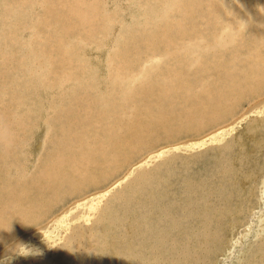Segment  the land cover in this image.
<instances>
[{"label": "rangeland", "instance_id": "1", "mask_svg": "<svg viewBox=\"0 0 264 264\" xmlns=\"http://www.w3.org/2000/svg\"><path fill=\"white\" fill-rule=\"evenodd\" d=\"M13 1L0 0V34H5V36L0 35V45H2L0 48V125L10 124L13 132L6 135L1 132L0 128V264H143V262L144 264H172V261L173 264H249L251 262L252 264H264V105L254 108L257 103H264V86H257L254 83L243 84L242 88L236 91L235 96L225 97L226 100L220 103V108L227 109L229 114L221 121L213 122L199 131L197 130L201 128L200 125H195L192 120L195 110L189 111L185 107L184 113L192 114L186 115L184 119L186 126H183L180 135L168 133V129L174 123L171 120L182 115L178 112L177 103L173 104L168 99H165V102L164 99L158 98L163 86L167 83L162 73L172 69L173 66L174 70L178 63L177 60H184L173 53L179 51V46L192 44L189 39L190 42L188 40L186 42L190 31L195 34L190 32L194 39L200 38L202 43L208 44L209 49L212 44L222 48L220 55L223 56V63L226 62L225 65L228 68L236 70L241 68L242 71H246V66H248L246 62L253 60L254 70L262 67L256 75L262 78V83H264V53L262 54L264 39L261 38L264 37L262 31L264 30V0H200L203 3L199 0H145L147 3H144V0H80L79 4L83 14L79 11L80 13L74 16L62 7L61 0L36 2L31 0L36 5H33L30 0V5L29 3L25 5V0H18L19 2L15 0V3ZM71 1L74 0H66L67 3ZM7 3L9 6L12 4L10 8ZM17 4L27 6V8H20ZM177 4H181L185 15L183 17L170 15L169 18L170 12L171 14L176 12ZM146 7L152 11L148 12ZM218 8H222V12ZM225 8L228 10L226 11ZM16 10L18 13L15 12ZM89 12H93L94 16H91L93 21L91 25L90 23L86 25L87 28L72 22L75 21V17L91 18L87 16ZM203 12L204 21L200 20ZM6 13L9 16L11 14L9 20ZM60 13L63 15H59ZM153 13L157 15L154 18ZM1 17L5 18L3 19L5 21H2ZM155 18L158 21L154 22ZM188 20L189 28L184 26ZM168 22L169 24L166 25ZM198 24H204V28ZM3 28L6 29L3 30ZM208 28L212 29L208 31ZM202 29L207 30V33L202 32ZM213 29H216L218 33ZM43 30L45 33L42 32ZM210 33L213 38L210 37ZM214 33L218 34L217 41L214 40L216 39ZM222 33L227 37L221 36ZM228 36L235 37L228 39ZM211 38L212 42H210ZM13 41L29 44L30 50L27 55L25 52L22 53ZM41 43L43 45L40 47ZM156 47H160L161 50ZM217 47L216 49L219 50ZM168 51L173 56H164L169 53ZM194 51L196 56L200 57L195 63L199 65L192 69L194 71L196 68L195 72H198V67H204V65L208 67L214 59L212 52L211 56L207 57L208 55L200 47L195 48ZM5 53L8 55L6 56ZM168 58L171 60L167 61ZM4 61L7 63L5 64ZM4 69H7L6 74ZM135 69L138 70L135 72ZM182 71L180 73L183 75L188 74L187 70ZM120 72H122L121 75ZM194 75L195 73L192 72L190 79ZM238 75L237 73L236 81L239 80ZM129 78L131 81L128 80ZM65 85L70 89L67 90ZM231 85L232 83L229 86ZM206 87L199 90V94L204 96L208 104L207 97L212 95L207 93L209 89ZM141 88L143 91L137 90ZM252 89L254 90L251 91ZM235 97L238 99H234ZM64 104L69 107L65 106V108ZM134 107L137 109L139 107V109L136 110ZM63 112L69 115V118ZM130 114L133 116L130 117ZM129 118H132L131 121ZM137 127L141 128V130L139 128L141 134L146 135L147 142H144L142 140L144 138L139 135L140 140L132 139L126 147H123L122 141L115 134L130 135L138 132ZM144 130L147 132L145 133ZM1 135L5 137V140ZM142 144L145 145L138 151L136 147ZM56 156L59 160H56ZM52 157L53 160H51ZM43 162H48V165ZM30 164L34 166L31 167ZM148 175L150 178L147 179ZM149 191H151L150 195L147 193ZM165 208H172L175 213L173 214V211L169 209L166 211ZM176 208L180 209L176 210ZM23 212L27 214L23 216ZM170 216L172 217L169 218ZM183 220L184 222H181ZM36 221L39 223L37 224ZM188 223L190 227H187ZM137 224L139 226H136ZM78 225L83 227L80 228ZM132 232L135 234L133 235ZM146 237L147 240H145ZM154 239L159 242L157 245ZM89 241L92 246L88 244ZM114 250L116 252H113ZM249 250H253L251 251L252 256ZM21 253L29 255L25 258V255Z\"/></svg>", "mask_w": 264, "mask_h": 264}, {"label": "bare ground", "instance_id": "2", "mask_svg": "<svg viewBox=\"0 0 264 264\" xmlns=\"http://www.w3.org/2000/svg\"><path fill=\"white\" fill-rule=\"evenodd\" d=\"M12 1V0H11ZM18 1V0H17ZM20 1V0H19ZM18 1V2H19ZM26 2H24V4L25 5H27L28 3H29V5H30V2H29V0L27 1V0H25ZM31 1V0H30ZM32 1H34V2H36V1H41V0H32ZM31 1V2H32ZM49 1V0H48ZM47 1V2H48ZM62 1V4H63V8L64 9H66L72 16H74L75 14H78V13H80L79 11H81L82 12V14H83V10L81 9V7H80V4H79V2H80V0L78 1V0H74V1H71V2H69V3H67L66 2V0H61ZM131 1V0H130ZM145 1V0H144ZM143 1V2H144ZM152 1V0H151ZM175 1V0H174ZM185 1V0H184ZM200 1V0H199ZM221 1V0H220ZM223 1V0H222ZM7 2V1H6ZM14 3L16 2L15 0L13 1ZM22 2V1H21ZM42 2H44V1H42ZM51 2V1H50ZM57 2V1H56ZM196 2V1H195ZM201 2V1H200ZM205 2V1H204ZM209 2V1H208ZM241 2V1H240ZM2 4H3V2H1ZM12 3V2H11ZM46 3V2H45ZM53 3V2H52ZM87 3V2H86ZM144 3H147L146 1L144 2ZM166 3V2H165ZM201 3H203V2H201ZM217 3V2H216ZM8 4V3H7ZM23 4V5H24ZM32 4H33V2H32ZM40 4V3H39ZM51 4V3H50ZM54 4V3H53ZM58 4V3H57ZM61 4V3H60ZM149 4V3H148ZM164 4V3H163ZM168 4H169V8H170V3L168 2ZM186 4V3H185ZM236 4V3H235ZM4 5V4H3ZM12 5V4H11ZM10 5V6H11ZM14 5V4H13ZM17 5H19V4H17ZM33 5H36V4H33ZM52 5V4H51ZM150 5V4H149ZM187 5V4H186ZM201 5H203V4H201ZM218 5H220V4H218ZM217 5V6H218ZM225 5V4H224ZM223 5V6H224ZM4 6H6V5H4ZM10 6H9V4H8V7L10 8ZM20 6V8L21 7H23V8H27V6H22L21 4L19 5ZM46 6H48V5H46ZM144 6V5H143ZM147 6V5H146ZM166 6V5H165ZM174 6V5H173ZM204 6H205V3H204ZM208 6V5H207ZM206 6V7H207ZM241 6V5H240ZM258 6V5H257ZM51 7V6H50ZM56 7V6H55ZM58 7V6H57ZM61 7V6H60ZM84 7V6H83ZM129 7V6H128ZM151 7H152V5H151ZM168 7V6H167ZM175 7V6H174ZM197 7H198V5H197ZM200 7V6H199ZM213 7H215L214 5H213ZM221 7V6H220ZM3 8V7H2ZM1 8V9H2ZM6 8V7H5ZM12 8H14V7H12ZM19 8V9H20ZM30 8H32L33 9V7H30ZM38 8V7H37ZM41 8H42V6H41ZM63 8H62V11H63ZM90 8V7H89ZM94 8H96V7H94ZM147 8V7H146ZM183 8H185V7H183ZM194 8H195V6H194ZM193 8V9H194ZM16 9V8H15ZM29 9V8H28ZM34 9H35V7H34ZM50 9V8H49ZM144 9V8H143ZM148 9V8H147ZM151 9V8H150ZM154 9V8H153ZM196 9V8H195ZM194 9V10H195ZM208 9V8H207ZM211 9V8H210ZM219 9V8H218ZM222 9V8H221ZM221 9H219L220 11H221ZM228 10V8H225V10ZM230 9H232V8H230ZM4 10V9H3ZM25 10H27V9H25ZM38 10H39V8H38ZM161 10V9H160ZM165 10V9H164ZM163 10V11H164ZM175 10H176V12L175 13H172L171 14V12H170V14L168 15V17L170 18V15H179V16H181V17H183L185 14H184V10L182 9V7H181V4H177V6H176V8H175ZM186 10V9H185ZM193 10V11H194ZM199 10V9H198ZM204 10H206V9H204ZM215 10V9H214ZM226 10V11H227ZM7 11V10H6ZM10 11V10H9ZM8 11V12H9ZM12 11V10H11ZM13 11H14V9H13ZM28 11V10H27ZM40 11V10H39ZM45 11V10H44ZM47 11H50V10H47ZM75 11H78V12H75ZM143 11V10H142ZM145 11H146V9H145ZM150 11H152V9L150 10ZM149 11V9H148V12H150ZM157 11V10H156ZM163 11H161V12H163ZM167 11V10H166ZM187 11V10H186ZM191 11V10H190ZM209 11V10H208ZM212 11V10H211ZM256 11V10H255ZM259 11V10H258ZM2 12V11H1ZM5 12V11H4ZM15 12H17V10L15 11ZM26 12V11H25ZM34 12V11H33ZM43 12V11H42ZM154 12V11H153ZM188 12V11H187ZM200 12V11H199ZM206 12H207V10H206ZM217 12V11H216ZM222 12V11H221ZM225 12V11H224ZM229 12V11H228ZM257 12V11H256ZM13 13V12H12ZM18 13V12H17ZM19 13L21 14V12L19 11ZM40 13V12H39ZM56 13V12H55ZM64 13V12H63ZM63 13H60L59 15H63ZM192 13V12H191ZM194 13V12H193ZM56 14H58V13H56ZM68 14V13H67ZM137 14H138V12H137ZM144 14V13H143ZM148 14V13H147ZM151 14V13H150ZM188 15L190 14V13H187ZM207 14V13H206ZM224 14V13H223ZM223 14H221V15H223ZM233 14V13H232ZM263 14V13H262ZM6 15H7V13H6ZM12 15H14V14H12ZM22 15V14H21ZM29 15V14H28ZM31 15V14H30ZM46 15V14H45ZM61 15V16H62ZM156 15V13L154 14L153 13V18L154 17H156L155 16ZM191 15V14H190ZM193 15V14H192ZM208 15V14H207ZM234 15V14H233ZM244 15V14H243ZM251 15H253V14H251ZM8 16V20H9V17L11 16V14H10V16L9 15H7ZM24 16V15H23ZM36 16V15H35ZM49 15H47V17H48ZM78 16V15H77ZM87 16H89V17H91V16H94V13L93 12H89L88 13V15ZM137 16V15H136ZM147 16V15H146ZM206 16V15H205ZM263 16H264V14H263ZM31 17V16H30ZM37 17V16H36ZM44 17V16H43ZM51 17V16H50ZM49 17V18H50ZM139 17V16H138ZM152 17H150V18H152ZM188 18H189V16H187ZM196 17V16H195ZM198 17V16H197ZM212 17H214V16H212ZM227 17V16H226ZM7 18V17H6ZM25 18V17H24ZM38 18V17H37ZM41 18V17H40ZM59 18V17H58ZM68 18V17H67ZM159 18V17H158ZM187 18V19H188ZM199 18V17H198ZM204 12H203V15H202V18H201V16H200V20H203L204 21ZM228 18V17H227ZM232 18V17H231ZM234 18V17H233ZM232 18V19H233ZM239 18V17H238ZM259 18V17H258ZM1 19H2V17H1ZM3 19H5V18H3ZM2 19V21H5V20H3ZM27 19V18H26ZM42 19V18H41ZM45 19V18H44ZM53 19V18H52ZM62 19V18H61ZM68 19H70V18H68ZM172 19H176V18H172ZM181 19V18H180ZM192 19V18H191ZM226 19V18H225ZM22 20H24L23 18H22ZM28 20V19H27ZM48 20H50V19H48ZM60 20V19H59ZM73 20V19H72ZM74 20L75 21H72V22H74V24L76 25H80V26H82V27H84V28H87L86 27V25L87 24H89L90 23V25H91V22L93 21V17H91V18H88V19H81V18H79V17H75L74 18ZM157 19L155 18V20H153L154 22L156 21ZM163 20V19H162ZM197 20V19H196ZM199 20V19H198ZM228 20V19H227ZM16 21V20H15ZM47 21V20H46ZM51 21V20H50ZM65 21V20H64ZM63 21V22H64ZM111 21V20H110ZM158 21V20H157ZM172 21V20H171ZM183 21V20H182ZM211 21V20H210ZM239 21V20H238ZM245 21V20H244ZM17 22V21H16ZM66 22V21H65ZM167 22V21H166ZM207 22V21H206ZM205 22V23H206ZM216 22H218V21H216ZM224 22V21H223ZM222 22V23H223ZM225 22H226V20H225ZM224 22V23H225ZM230 22V21H229ZM232 22V21H231ZM246 22H247V20H246ZM3 23V22H2ZM11 23V22H10ZM23 23V22H22ZM45 23V22H44ZM50 23V22H49ZM51 23H53V21L51 22ZM56 23V22H55ZM146 23H148V22H146ZM176 23V22H175ZM192 23V22H191ZM195 23V22H194ZM214 23H215V21L213 22V25H214ZM241 23H242V21H241ZM43 24V23H42ZM70 24V23H69ZM68 24V25H69ZM73 24V23H72ZM73 24V25H74ZM167 24H169V22L168 23H166V25ZM172 24V23H171ZM212 24V23H211ZM227 24H228V21H227ZM230 24V23H229ZM244 24V23H243ZM247 24V23H246ZM258 24V23H257ZM1 25V24H0ZM4 25V24H3ZM6 25V24H5ZM30 25V24H29ZM40 25V24H39ZM202 25V27L204 28V24H198V26H201ZM212 25V26H213ZM239 25V24H238ZM250 25V24H249ZM248 25V26H249ZM27 26V25H26ZM56 26V25H55ZM162 26V25H161ZM171 26V25H170ZM184 26H186V27H190V22H189V20L187 21V22H185L184 23ZM205 26H206V24H205ZM216 26V25H215ZM218 26V25H217ZM242 26V25H241ZM244 26H245V24H244ZM21 27V26H20ZM62 27V26H61ZM70 27V26H69ZM71 27H73V26H71ZM160 27V26H159ZM167 27V26H166ZM179 27V26H178ZM194 27V26H193ZM207 27V26H206ZM233 27V26H232ZM2 28V27H1ZM17 28V27H16ZM155 28V27H154ZM195 28V27H194ZM214 28V27H213ZM227 28V27H226ZM6 29V28H5ZM4 28H3V30H5ZM19 29V28H18ZM27 29V28H26ZM26 29H24V30H26ZM43 29H45V28H43ZM49 29V28H48ZM69 29V28H68ZM212 29V28H211ZM211 29H209L208 28V31L209 30H211ZM257 29V28H256ZM260 29V28H259ZM9 30V29H8ZM21 30V29H20ZM29 30V29H28ZM38 30H39V28H38ZM50 30V29H49ZM179 30V29H178ZM191 30V29H190ZM215 32H217L216 31V29H213ZM223 30V29H222ZM258 30V29H257ZM262 30V29H261ZM19 31V30H18ZM68 31V30H67ZM165 31H166V29H165ZM180 31V30H179ZM187 31V30H186ZM199 31V30H198ZM206 32L207 33V30L205 31V30H203L202 29V32ZM227 31V30H226ZM225 31V32H226ZM232 31V30H231ZM230 31V32H231ZM252 31V30H251ZM263 32H264V30H262ZM15 32H17V31H15ZM15 32H14V34H15ZM42 32H44L45 33V30H43ZM41 32V33H42ZM47 32V31H46ZM56 32V31H55ZM63 32V31H62ZM191 32V31H190ZM190 32H189V34L187 35V39H186V42H187V40L189 39L190 41H191V45L190 46H188V44H187V46H179L178 48H179V51L181 52H179V51H176V52H174L173 54H175V56L177 55V56H180V57H182L184 60H177L178 61V63L176 64V68L173 70V68H174V66H173V68L172 69H170V70H167L166 72H163L162 74H163V78L164 77H166V80H165V82H167L166 84H165V82H163L162 80H161V82L162 83H164L165 85L163 86V89L161 90L162 91V93L159 95V99H168L170 102H173V104H174V102H176L177 103V105H178V112H179V114H182V115H180L179 117H177V118H174L173 120H171L172 122H174L173 123V125L168 129V133H174V134H176V135H180L181 134V132H182V130H183V126H186V124H185V118L187 117V116H189V114L191 115L192 113H188V114H185L184 113V108L186 107L189 111H191V110H195V112H193V114H192V120L195 122V125H200L199 127H201V128H199L197 131H199V130H201L203 127H205V126H207V125H210V124H212L213 122H217V121H221V119H223L224 117H226L228 114H229V112H228V110L227 109H223L222 107L220 108V103H222L223 101H224V99H225V97H230V96H235V94H236V91H238L239 89H241L242 87V85L243 84H245L246 85V83H254L255 85H257V86H264V83H262V78H260L259 76H257L256 74L258 73L259 74V70H261L262 69V67H261V69H253L252 68V64H253V60H251L250 62H246V64L248 65V66H246V68H247V70L246 71H242L241 70V68H240V70H236V69H231V68H228V67H226V62L225 63H223V56L222 55H220L221 54V52H222V48H218L217 46L218 45H214V44H212L213 45V47H212V45L210 46V49H209V46H208V44L206 45V44H204V43H202V41L201 40H199V39H194L193 37H192V35L190 34ZM193 32V31H192ZM191 32V33H192ZM197 32V31H196ZM225 32H223V33H225ZM228 32V31H227ZM233 32V31H232ZM249 32V31H248ZM262 32V33H263ZM1 33V32H0ZM12 33H13V31H12ZM20 33H22V32H20ZM26 33V32H25ZM28 33V32H27ZM166 33L168 34V32L166 31ZM177 33V32H176ZM178 33H180V32H178ZM186 33V32H185ZM218 33V32H217ZM217 33H214V38H216V39H214V40H216L217 41V38H218V34ZM222 33V34H223ZM257 33V32H256ZM181 34H182V32H181ZM193 35H195L194 33H192ZM203 34V33H202ZM221 34V36H226V35H222ZM226 34V33H225ZM227 34H229V33H227ZM1 35V34H0ZM3 35V34H2ZM1 35V36H2ZM22 35V34H21ZM39 35H41V34H39ZM45 35V34H44ZM48 35V34H47ZM156 35V34H155ZM177 35V34H176ZM183 35V34H182ZM185 35V34H184ZM210 37H212V34L210 33ZM230 35V34H229ZM239 35V34H238ZM3 36H5V34L3 35ZM25 36H27V34L25 35ZM41 36H43V35H41ZM49 36V35H48ZM204 36V35H203ZM232 36H233V33H232ZM237 36V35H236ZM40 37V36H39ZM196 37V36H195ZM205 37H206V34H205ZM210 37H207V38H209L210 39ZM220 37V36H219ZM227 37V36H226ZM229 37L230 36H228V39H229ZM235 37V36H234ZM234 37H230L231 39H234ZM238 37V36H237ZM10 38V37H9ZM170 38V37H169ZM213 38V37H212ZM212 38H211V41L210 42H212ZM258 38V37H257ZM261 38H263L264 39V37H261ZM2 39V38H1ZM53 39V38H52ZM59 39H61V38H59ZM171 39H172V37H171ZM183 39V38H182ZM185 39V38H184ZM221 39V38H220ZM219 39V40H220ZM224 39H226V38H224ZM230 39V40H231ZM6 40V39H5ZM4 40V41H5ZM45 40H46V38H45ZM48 40V39H47ZM54 40V39H53ZM161 40V39H160ZM163 40V39H162ZM178 40V39H177ZM188 40V41H189ZM261 40V39H260ZM9 41H10V39H9ZM8 41V42H9ZM65 41V40H64ZM184 41V40H183ZM189 41V42H190ZM229 41V40H228ZM11 42V41H10ZM13 42H15V41H13ZM39 42H41V40H39ZM51 42V41H50ZM55 42H57V41H55ZM173 42H174V40H173ZM169 42V43H171V44H174V43H176V42ZM207 42V41H206ZM227 42V41H226ZM260 43H261V41H259ZM18 46L17 47H19V49H20V51L22 52V53H26L25 55H27V53H28V51L30 50V45L29 44H24L22 41H18V42H15ZM37 43V42H36ZM52 44H53V42H51ZM163 43V42H162ZM168 43V42H167ZM219 43V42H218ZM257 43V42H256ZM263 43V42H262ZM1 44H3V43H1ZM6 44L8 45V43L6 42ZM47 44H48V42H47ZM47 44H45V45H47ZM55 44V43H54ZM164 44H166V42L164 43ZM190 44V43H189ZM209 44H211V43H209ZM254 44H255V42H254ZM35 45V44H34ZM41 45H43L42 43L40 44V47H41ZM61 45V44H60ZM130 45H131V47H132V43L130 42ZM220 45V44H219ZM226 45V44H225ZM229 45V44H228ZM244 45V44H243ZM36 46V45H35ZM35 46H34V48H35ZM153 46V45H152ZM155 46V45H154ZM159 46V45H158ZM164 46V45H163ZM169 46V45H168ZM237 46V45H236ZM251 46H253V44H251ZM2 47V45H0V48ZM6 47V46H5ZM32 47V46H31ZM52 47V46H51ZM54 47V46H53ZM167 47V46H166ZM175 47V46H174ZM174 47H172V48H174ZM198 47H200L201 49H202V51H204V53L206 54V55H208L207 57H209V55L211 54V52H212V58L214 57V59H213V61H211L212 60V58H210L211 60V64L209 63V66L208 67H206L205 65H204V67H198L199 68V70H198V72H195V70H196V68L194 69V71L192 70L194 67H196V66H198L199 65V63H197V64H195L196 63V61H197V59H200V57L198 58L197 56H196V53H195V51H194V49L195 48H198ZM216 47L219 49V50H217L216 49ZM262 47H264V46H262ZM60 48V47H59ZM154 48V47H153ZM156 48H160V47H156ZM231 48V47H230ZM18 49V48H17ZM33 49V48H32ZM44 49V48H43ZM56 49H57V47H56ZM166 49V48H165ZM239 49V48H238ZM254 49V48H253ZM257 49V48H256ZM12 50V49H11ZM42 50V49H41ZM60 50V49H59ZM130 49L128 48V51H129ZM137 50V49H136ZM159 50H161V48L159 49ZM169 50V49H168ZM176 50V49H175ZM209 50V51H208ZM250 50V49H249ZM258 50V49H257ZM13 51V50H12ZM38 51V50H37ZM40 51V50H39ZM55 51V50H54ZM62 51V50H61ZM163 51V50H162ZM172 51V50H171ZM247 51V50H246ZM255 51V50H254ZM253 51V52H254ZM3 52V51H2ZM7 52V51H6ZM56 52V51H55ZM60 52V51H59ZM169 52V51H168ZM251 52H252V48H251ZM259 52H260V50H259ZM4 53V52H3ZM56 53H58V52H56ZM202 53V52H201ZM264 52H262V54H263ZM11 54H13V52L11 53ZM42 54V53H41ZM59 54V53H58ZM62 54H63V52H62ZM67 54V53H66ZM159 54V53H158ZM173 54L171 53V52H169V53H167V54H165L164 56H167V57H171V56H173ZM253 54V53H252ZM5 55H6V53H5ZM8 55V54H7ZM6 55V56H7ZM57 55V54H56ZM210 55V56H211ZM264 55V54H263ZM21 56V55H20ZM47 56V55H46ZM62 56V55H61ZM203 56V55H202ZM227 56V55H226ZM22 57H23V55H22ZM25 57V56H24ZM45 57V56H44ZM56 57V56H55ZM159 57V56H158ZM206 57V56H205ZM0 58H1V56H0ZM7 58V57H6ZM16 58V57H15ZM50 58V57H49ZM66 58V57H65ZM130 58V57H129ZM153 58H155V56L153 57ZM160 58V57H159ZM173 58V57H172ZM256 58H258L257 56H256ZM255 58V59H256ZM32 59V58H31ZM36 59V58H35ZM42 59V58H41ZM56 59H57V57H56ZM170 58H168L167 59V61L169 60ZM205 59V58H204ZM209 59V58H208ZM207 59V60H208ZM225 59V58H224ZM1 60V59H0ZM15 60V59H14ZM22 60V59H21ZM51 60V59H50ZM58 60H60V59H58ZM171 60V59H170ZM258 60V59H257ZM16 61V60H15ZM38 61V60H37ZM56 61V60H55ZM66 61V60H65ZM133 61V60H132ZM175 61H176V58H175ZM174 61V62H175ZM245 61V60H244ZM264 61V60H263ZM2 62V61H1ZM5 62V61H4ZM21 62V61H20ZM67 62V61H66ZM142 62V61H141ZM152 62H153V60H152ZM155 62V61H154ZM199 62V61H198ZM200 62H201V60H200ZM7 62H5V64H6ZM27 63V62H26ZM25 63V64H26ZM40 63V62H39ZM71 63V62H70ZM123 63V62H122ZM144 63H146V62H144ZM148 63V62H147ZM150 63V62H149ZM156 63V62H155ZM155 63H153V64H155ZM3 64V63H2ZM18 64V63H17ZM24 64V65H25ZM52 64H53V62H52ZM57 64V63H56ZM59 64H61V63H59ZM139 64H141V63H139ZM158 64V63H157ZM161 63H159V65H160ZM200 64H202V63H200ZM245 64V63H244ZM244 64H243V66H244ZM256 64V63H255ZM254 64V65H255ZM22 65V64H21ZM23 65V66H24ZM27 65V64H26ZM2 66V65H1ZM8 66H9V64H8ZM17 66V65H16ZM121 66V65H120ZM129 66H130V64H129ZM144 66V65H143ZM256 66V65H255ZM43 67V66H42ZM52 67H53V65H52ZM66 67V66H65ZM118 67V66H117ZM134 67H136V66H134ZM142 66H140V68H141ZM167 67V66H166ZM169 67V66H168ZM3 68V67H2ZM1 68V69H2ZM6 68V67H5ZM7 68H9V67H7ZM23 68V67H22ZM21 68V69H22ZM58 68V67H57ZM124 66H123V71H124ZM137 68V67H136ZM243 68V67H242ZM54 69V68H53ZM56 69V68H55ZM117 69H119V67L117 68ZM130 69H133V68H130ZM129 69V70H130ZM139 69V68H138ZM138 69H135V72H136V70H138ZM245 69V68H244ZM5 70H7V69H4V72H5V74H6V71ZM12 70V69H11ZM56 70H58V69H56ZM66 70V69H65ZM121 70V69H120ZM134 70V69H133ZM154 70V69H153ZM181 70H183L182 72H184V70H187L188 72V74L187 75H183L182 73H180V71ZM64 71V70H63ZM140 71V70H139ZM210 71H211V73H210ZM242 71V72H245V73H240V72ZM1 72V71H0ZM13 72V71H12ZM48 72V71H47ZM60 72V71H59ZM58 72V73H59ZM65 72V71H64ZM67 72V71H66ZM70 72V71H69ZM141 72H143V71H141ZM192 72H194L195 73V75H194V77H192L191 79H190V74H192ZM261 72V71H260ZM263 72V71H262ZM261 72V73H262ZM25 73V72H24ZM72 73V72H71ZM74 73V72H73ZM117 73V72H116ZM121 73L122 72H120L119 74L121 75ZM156 73H158V72H156ZM197 73V74H196ZM237 73L239 74L238 76H239V80H237L236 81V78H237ZM5 74H3V76L5 75ZM26 74V73H25ZM32 74V73H31ZM43 74V73H42ZM55 74V73H54ZM65 74V73H64ZM137 74H138V71H137ZM140 74V73H139ZM2 75V74H1ZM8 75V74H7ZM6 75V76H7ZM143 75V74H142ZM147 75V74H146ZM57 76V75H56ZM65 76V75H64ZM72 76V75H71ZM112 76V75H111ZM190 76V77H189ZM67 77V76H66ZM76 77H77V75H76ZM106 77V76H105ZM104 77V78H105ZM113 77H115L114 76V74H113ZM119 77H121V76H119ZM141 77V76H140ZM158 77V76H157ZM261 77H263V76H261ZM1 78V77H0ZM4 78H5V76H4ZM7 78V77H6ZM9 78V77H8ZM70 78V77H69ZM71 78H73V77H71ZM139 78V77H138ZM162 78V79H163ZM53 79V78H52ZM108 79H110V77H108ZM134 79H136V78H134ZM5 80V79H4ZM110 80H112V79H110ZM123 80V79H122ZM121 80V81H122ZM128 80H130L131 81V78H129ZM138 80V79H137ZM252 80V82H250ZM5 81H7V80H5ZM64 81H66V80H64ZM2 82H4V81H2ZM1 82V83H2ZM23 82V81H22ZM51 82V81H50ZM59 82V81H58ZM133 82H136V80L134 81L133 80ZM160 82V83H161ZM228 82H230V83H232V85L231 86H229L230 85V83H228ZM138 83V82H137ZM146 84H148L147 82H145ZM145 83H143V85L145 84ZM106 84V83H105ZM104 84V85H105ZM109 83H107V85H108ZM116 84V83H115ZM4 85H6V84H4ZM112 85H113V83H112ZM133 85V84H132ZM155 85H157V84H155ZM158 85H160V84H158ZM41 86V85H40ZM66 86V85H65ZM74 86V85H73ZM77 86V85H76ZM131 86V85H130ZM153 86V85H152ZM207 86V87H206ZM251 85H249V87H250ZM257 86H254L253 85V87H257ZM112 87V86H111ZM110 87V88H111ZM126 87V86H125ZM129 87V86H128ZM141 87V86H140ZM147 87V86H146ZM155 87V86H154ZM160 87V86H159ZM159 87L157 88L158 89V92H159ZM204 87H206L207 89H209V92H207V93H210V95H212V96H208L207 98H208V100H209V103L208 104H206L207 102L205 101V98H204V96L203 95H201V94H199V90H201L202 88H204ZM241 87V88H240ZM244 87H247V86H244ZM2 88V87H1ZM66 88H67V86H66ZM69 89H70V87H68ZM68 88H67V90H68ZM79 88V87H78ZM139 88V87H138ZM264 88V87H263ZM262 88V89H263ZM13 90V89H12ZM29 90V89H28ZM57 90V89H56ZM137 90H142V88L141 89H137ZM147 90H148V87H147ZM246 90V89H245ZM254 89H252L251 91H253ZM264 90V89H263ZM3 91V90H2ZM42 91V90H41ZM55 91V90H54ZM70 91V90H69ZM107 91V90H106ZM125 91V90H124ZM143 91V90H142ZM144 91H145V89H144ZM150 91H152V90H150ZM157 91V90H156ZM160 91V92H161ZM173 91H175L174 93H173ZM134 92V91H133ZM158 92H156V94L158 93ZM244 92V91H243ZM259 92V91H258ZM257 92V93H258ZM261 92V91H260ZM45 93V92H44ZM56 93H58V92H56ZM55 93V94H56ZM63 93V92H62ZM122 93V92H121ZM124 93H127V92H124ZM136 93V92H135ZM139 93H141V91L139 92ZM153 92H151V94H152ZM201 93V92H200ZM246 93V92H245ZM256 93V94H257ZM147 94V93H146ZM4 95V94H3ZM59 95V94H58ZM107 95V94H106ZM113 95V94H112ZM253 95V94H252ZM252 95H249V96H252ZM1 96V95H0ZM62 96V95H61ZM131 96V95H130ZM147 95H145V97H146ZM151 96V95H150ZM154 96V95H153ZM57 97V96H56ZM114 97V96H113ZM112 97V98H113ZM129 97V96H128ZM144 97V98H145ZM155 97V96H154ZM154 97H152V98H154ZM238 98H239V96H237ZM111 98V97H110ZM116 98V97H115ZM130 98V97H129ZM132 98V97H131ZM143 98V97H142ZM147 98V97H146ZM238 98H234V99H238ZM1 99V98H0ZM62 99V98H61ZM64 99V98H63ZM148 99V98H147ZM146 99V100H147ZM233 99V100H234ZM108 100V99H107ZM143 100V99H142ZM226 100V99H225ZM2 101V100H1ZM120 101H121V99H120ZM123 101H124V99H123ZM127 101H128V99H127ZM130 101V100H129ZM132 101H134V99L132 100ZM131 101V102H132ZM136 101V100H135ZM148 101V100H147ZM153 101V100H152ZM151 101V102H152ZM160 101V100H159ZM259 101V100H258ZM113 102H115V101H113ZM144 102H145V99H144ZM143 102V103H144ZM154 103H155V101H153ZM157 102H158V100H157ZM165 102H166V100H165ZM227 102V101H226ZM255 102V101H254ZM260 102V101H259ZM117 103H119V102H117ZM136 103V102H135ZM134 103V104H135ZM139 103V102H138ZM164 103V102H163ZM231 103V102H230ZM237 103V102H236ZM235 103V104H236ZM66 104V103H65ZM64 104V107L66 106ZM122 104H124V103H122ZM131 104V103H130ZM145 104H146V102H145ZM158 104V103H157ZM165 104V103H164ZM163 104V105H164ZM167 104V103H166ZM235 104H233V105H235ZM114 105V104H113ZM152 105V104H151ZM176 105V104H175ZM232 105V104H231ZM237 105V104H236ZM264 105V103H257L256 104V106L254 107V108H257V107H259V106H263ZM63 106V105H62ZM105 106V105H104ZM118 106V105H117ZM120 106V105H119ZM124 106H125V104H124ZM129 106V105H128ZM157 106V105H156ZM155 106V107H156ZM227 106H228V104H227ZM66 107H69V106H66ZM65 107V108H66ZM108 107V106H107ZM131 107V106H130ZM136 107V106H135ZM134 107V108H135ZM158 107V106H157ZM170 107H171V105H170ZM229 107V106H228ZM237 107V106H236ZM126 108V107H125ZM132 108V107H131ZM133 108V109H134ZM148 108V107H147ZM147 108H146V110H147ZM168 108H169V106H168ZM172 108V107H171ZM63 109V108H62ZM103 109V108H102ZM106 109H108V108H106ZM127 109V108H126ZM136 110H138L139 109V107H138V109L137 108H135ZM141 109V108H140ZM149 109H151V108H149ZM148 109V111L150 112V110ZM167 109V108H166ZM174 109V108H173ZM64 110V109H63ZM144 110V109H143ZM142 110V111H143ZM170 110V109H169ZM262 110V109H261ZM58 111H59V109H58ZM67 111V110H66ZM103 111V110H102ZM120 111V110H119ZM140 111V110H139ZM138 111V112H139ZM168 111V110H167ZM173 111V110H172ZM62 112V111H61ZM117 112V111H116ZM129 112V111H128ZM146 112V111H145ZM152 112V111H151ZM158 112V111H157ZM159 112H160V110H159ZM158 112V113H159ZM261 112V111H260ZM60 113V112H59ZM58 113V114H59ZM71 113H73V112H71ZM126 113V112H125ZM137 113V112H136ZM168 113V112H167ZM171 113V112H170ZM258 113V112H257ZM63 114H65L64 112H63ZM68 114V113H67ZM138 114V113H137ZM147 114H148V112H147ZM157 114V113H156ZM172 114V113H171ZM251 114H253V113H251ZM250 114V115H251ZM66 115V114H65ZM73 115V114H72ZM121 114H119V116H120ZM126 115V114H125ZM131 115V114H130ZM142 115V114H141ZM187 115V116H186ZM67 116V115H66ZM71 116V115H70ZM109 116V115H108ZM128 116H129V114H128ZM128 116H127V118H128ZM133 115H131L130 117H132ZM138 116H140L139 114H138ZM1 117V116H0ZM68 118H69V115L67 116ZM76 117V116H75ZM112 117H113V115H112ZM137 117V116H136ZM63 118H65V117H63ZM72 118V117H71ZM122 118V117H121ZM124 118H126V116L124 117ZM5 119V118H4ZM130 119V118H129ZM132 119V118H131ZM131 119H130V121H131ZM183 119V120H182ZM68 120V119H67ZM175 120V121H174ZM182 120V121H181ZM187 120V119H186ZM264 120V119H263ZM128 121V120H127ZM126 121V122H127ZM133 121H136V120H133ZM148 121V120H147ZM152 121V120H151ZM150 121V122H151ZM261 121H262V119H261ZM137 122V121H136ZM149 122V121H148ZM10 123V122H9ZM138 124H139V122H137ZM122 125H123V123H121ZM125 124V123H124ZM127 124H129V123H127ZM189 124V123H188ZM187 124V125H188ZM192 124L193 123H191V127H193L192 126ZM113 125V124H112ZM126 125V124H125ZM143 125V124H142ZM124 126V125H123ZM135 126H137V125H135ZM158 126H160V125H158ZM189 126H190V124H189ZM230 126V125H229ZM128 127V126H127ZM127 127H125V128H127ZM129 127H130V125H129ZM143 127H144V125H143ZM219 128H220V126H218ZM0 128H1V132L2 133H4V134H6V135H9L11 132H12V126L10 125V124H6V125H0ZM138 128V132H134V133H132V134H130V135H123V134H115V136L118 138V139H120L121 141H122V146L123 147H126L127 145H128V143H129V141L130 140H132V139H134V140H140V138H139V135H141L142 136V138H144V139H142V140H144V142H147V140H148V138L146 137V135H144V134H141L140 133V130H141V128L140 127H137ZM139 128H140V130H139ZM144 128H146V127H144ZM143 128V129H144ZM260 128V127H259ZM193 129V128H192ZM132 130V129H131ZM135 130V129H134ZM115 131V130H114ZM133 131V130H132ZM143 131V130H142ZM141 131V132H142ZM190 131V130H189ZM193 131H195V130H193ZM196 131V132H197ZM128 132V131H127ZM144 132L146 133L147 131H145L144 130ZM13 133V132H12ZM11 133V134H12ZM1 134V133H0ZM2 136V138H4L3 140H5V137H3V135H1ZM5 136V135H4ZM8 137V136H7ZM259 138V137H258ZM257 138V139H258ZM8 139V138H7ZM44 139H46V138H44ZM1 140V139H0ZM141 140V141H142ZM10 141H12V139L10 140ZM41 141V140H40ZM7 143V142H6ZM43 143V142H42ZM142 143V142H141ZM259 143V142H258ZM38 144V143H37ZM147 144V143H146ZM145 144H142L141 146H138V147H136V149L139 151L141 148H142V146H144ZM39 146V145H38ZM42 146V145H41ZM41 146H39V147H41ZM262 146H263V143H262ZM7 147V146H6ZM8 148V147H7ZM6 148V149H7ZM180 150V149H179ZM9 151V150H8ZM173 151V150H172ZM176 152V151H175ZM174 152V153H175ZM38 153V152H37ZM36 153V154H37ZM168 152H166V154H167ZM7 154V153H6ZM158 154V153H157ZM48 155V154H47ZM156 155V154H155ZM50 156H51V154H50ZM57 157V156H56ZM151 157V156H150ZM164 157V156H163ZM168 157H169V155H168ZM171 157V156H170ZM2 158V157H1ZM44 158V157H43ZM173 158V157H172ZM149 159V158H148ZM152 159V158H151ZM160 159V158H159ZM162 159V158H161ZM48 160H50V159H48ZM51 160H53V157H52V159ZM55 160V159H54ZM56 160H59L58 159V157H57V159ZM40 161V160H39ZM47 161V160H46ZM159 161V160H158ZM52 163H54L53 161H51ZM142 162H144V161H142ZM160 162V161H159ZM33 163V162H32ZM45 162H43V164H44ZM48 162H46L45 164H47ZM156 163H157V161H156ZM55 164V163H54ZM31 165V167L32 166H34V165H36L35 164V162H34V165H32V164H30ZM48 165V164H47ZM56 165H57V163H56ZM59 165H61V164H59ZM124 165H126V164H124ZM123 165V167H125ZM46 166V165H45ZM148 166V165H147ZM57 167V166H56ZM145 167H146V165H145ZM157 167V166H156ZM11 168V167H10ZM20 169V168H19ZM146 169V168H145ZM22 171H23V168L21 169ZM27 170H29V168L27 169ZM42 170V169H41ZM44 170V169H43ZM56 170V169H55ZM14 172V170H11V172ZM141 171V170H140ZM124 172V171H123ZM132 172V171H131ZM130 172V173H131ZM201 172V171H200ZM20 173V172H19ZM43 173V172H42ZM50 173V172H49ZM141 173H143V171H141ZM140 173V174H141ZM151 173V172H150ZM202 173V172H201ZM38 174V173H37ZM153 174V173H152ZM41 175V174H40ZM49 175V174H48ZM51 175V174H50ZM100 175V174H99ZM111 175V174H110ZM157 175V174H156ZM21 176V175H20ZM32 176V175H31ZM96 176V175H95ZM112 176V175H111ZM119 176V175H118ZM159 176V175H158ZM163 176V175H162ZM162 176H160V177H162ZM28 177V176H27ZM26 177V178H27ZM36 177V176H35ZM103 177V176H102ZM101 177V178H102ZM107 177V176H106ZM116 177V176H115ZM146 177V176H145ZM94 178V177H93ZM97 178V177H96ZM104 178V177H103ZM147 179L148 178H150V176L148 175V177H146ZM153 178H155V177H153ZM158 178V177H157ZM202 178V177H201ZM23 179V178H22ZM32 179H33V177H32ZM98 179V178H97ZM99 179H100V177H99ZM146 179V180H147ZM152 179V178H151ZM101 180V179H100ZM104 181H105V179H103ZM143 180H145V179H143ZM158 180V179H157ZM118 181H121V180H118ZM159 181V180H158ZM161 181V180H160ZM189 181H190V179H189ZM23 182V181H22ZM106 182V181H105ZM117 182V181H116ZM144 182V181H143ZM148 183H149V180L147 181ZM154 182V181H153ZM11 183V182H10ZM27 183V182H26ZM104 183V182H103ZM118 183V182H117ZM141 183H142V181H141ZM146 183V182H145ZM152 183V182H151ZM190 183V182H189ZM93 184V183H92ZM96 184V183H95ZM97 184H99L98 183V181H97ZM130 184V183H129ZM132 184V183H131ZM167 184V183H166ZM186 184V183H185ZM185 184H183L184 186H185ZM192 184V183H191ZM194 184V183H193ZM94 185V184H93ZM149 185H150V183H149ZM151 186V185H150ZM156 187H157V185H155ZM190 186V185H189ZM193 186V185H192ZM88 187V186H87ZM91 187H92V185H91ZM97 187H99V186H97ZM97 187H95V188H97ZM111 187V186H110ZM133 187V186H132ZM195 187V186H194ZM133 188H135V187H133ZM187 188V187H186ZM106 190V189H105ZM101 191V190H100ZM100 191H98V193L100 192ZM133 191V190H132ZM135 192L137 191V189L136 190H134ZM134 191L132 192V195H133V193H134ZM153 191V190H152ZM154 191H158V190H155L154 189ZM160 191V190H159ZM151 191H149V192H147L148 194L150 193ZM25 193H28V192H25ZM71 193V192H70ZM76 193V192H75ZM77 193H79V192H77ZM146 193V194H147ZM157 193V192H156ZM160 193H161V191H160ZM165 193V192H164ZM168 193H170V192H168ZM181 193V192H180ZM33 194V193H32ZM72 194V193H71ZM94 194V193H93ZM96 194V193H95ZM117 194V193H116ZM171 194V193H170ZM28 195H29V193H28ZM127 195H129V194H127ZM150 195V194H149ZM148 195V196H149ZM4 196V195H3ZM33 196V195H32ZM114 196H115V194H114ZM129 196H131V195H129ZM151 196H153V197H155L154 195H151ZM159 196V195H158ZM157 196V197H158ZM160 196H162V195H160ZM31 197V196H30ZM127 197V196H126ZM132 197V196H131ZM166 197V196H165ZM168 197V196H167ZM32 198V197H31ZM159 198H161V197H159ZM115 199V198H114ZM129 199H130V197H129ZM128 199V200H129ZM134 199V198H133ZM149 199V198H148ZM110 201V200H109ZM21 202H22V200H21ZM126 202H127V200H126ZM129 203H131V201H128ZM1 203V202H0ZM128 203V204H129ZM167 203V202H166ZM17 204V203H16ZM16 204H15V206H16ZM19 204V203H18ZM17 204V205H18ZM31 204V203H30ZM162 204V203H161ZM160 204V205H161ZM34 205V204H33ZM111 205H112V203H111ZM140 205V204H139ZM20 206H22L21 205V203H20ZM104 206V205H103ZM102 206V207H103ZM107 206H108V204H107ZM146 206V205H145ZM158 207V206H157ZM162 207V206H161ZM173 207V206H172ZM192 207V206H191ZM145 208V207H144ZM174 208V207H173ZM31 209V208H30ZM119 209V208H118ZM141 209V208H140ZM145 209H147V207L145 208ZM144 209V210H145ZM172 210V208H165L164 210ZM178 208H176V210H177ZM180 209V208H179ZM178 209V210H179ZM1 210V209H0ZM18 210H20V208L18 209ZM23 210H24V208H23ZM35 210V209H34ZM139 210V209H138ZM159 210V209H158ZM166 210V211H167ZM175 210V209H174ZM182 210H184V209H182ZM188 210H190V209H188ZM113 211H114V209H113ZM163 211V210H162ZM161 211V212H162ZM173 211V210H172ZM185 211V210H184ZM187 211V210H186ZM26 212H28V211H26ZM31 212V211H30ZM34 212V211H33ZM106 212V211H105ZM110 212V211H109ZM177 212H179V211H177ZM176 212V213H177ZM189 212V211H188ZM187 212V213H188ZM12 213V212H11ZM35 213V212H34ZM122 213V212H121ZM140 213V212H139ZM144 213V212H143ZM165 213V212H164ZM163 213V214H164ZM172 213V212H171ZM170 213V214H171ZM175 212L173 211V214H174ZM20 213H18V215H19ZM25 214H27V213H25ZM24 214V212L22 213V215L24 216L25 215ZM28 214H31V213H28ZM99 214V213H98ZM101 214V213H100ZM103 214H104V212H103ZM110 214H112V213H110ZM114 214V213H113ZM124 214H125V212H124ZM128 214V213H127ZM130 214V213H129ZM159 214V213H158ZM162 214V213H161ZM162 214V215H163ZM172 214V215H173ZM32 215V214H31ZM117 215V214H116ZM140 215V214H139ZM143 215V214H142ZM165 215V214H164ZM188 215H190V212H189V214ZM20 216V215H19ZM18 216V217H19ZM29 216V215H28ZM28 216H27V218H28ZM141 216V215H140ZM158 216V215H157ZM169 216V215H168ZM168 216H166V217H168ZM176 216V215H175ZM175 216H173V217H175ZM35 217H36V215H35ZM34 217V218H35ZM110 217V216H109ZM130 217H131V215H130ZM172 216H170L169 218H171ZM186 217H188V216H186ZM37 218V217H36ZM139 218V217H138ZM147 218V217H146ZM145 218V219H146ZM168 218V219H169ZM71 220V219H70ZM74 220V219H73ZM127 220H129V219H127ZM141 220V219H140ZM24 221V220H23ZM37 221H38V219H37ZM37 221H36V223H37ZM99 221V220H98ZM102 221H104V220H102ZM138 221H139V219H138ZM137 221V222H138ZM145 221V220H144ZM148 221V220H147ZM150 221V220H149ZM166 221V220H165ZM211 221V220H210ZM82 222V221H81ZM84 222V221H83ZM97 222V221H96ZM126 222V221H125ZM131 222V221H130ZM177 222V221H176ZM181 222H184V220L183 221H181ZM36 223H35V225H36ZM39 223V222H38ZM37 223V224H38ZM99 223V222H98ZM133 223V222H132ZM135 223V222H134ZM145 223H146V221H145ZM145 223H142V224H145ZM147 223H149V222H147ZM171 223H173V221H171ZM175 223V222H174ZM177 223H179V222H177ZM185 223H187L186 221H185ZM25 224V223H24ZM77 224V223H76ZM102 224V223H101ZM141 224V223H140ZM150 224V223H149ZM148 224V225H149ZM181 224V223H180ZM73 225V224H72ZM85 225V224H84ZM103 225V224H102ZM117 225V224H116ZM115 225V226H116ZM125 225V224H124ZM135 225V224H134ZM146 225V224H145ZM178 225V224H177ZM183 225H185V224H183ZM187 225V224H186ZM9 226V225H8ZM28 226V225H27ZM37 226V225H36ZM79 226V225H78ZM96 226V225H95ZM136 226H139L138 224L136 225ZM135 226V227H136ZM141 226V225H140ZM144 225H142V227H143ZM152 226V225H151ZM176 226V225H175ZM189 226V223H188V225H187V227ZM73 227V226H72ZM80 228H82L81 226H79ZM117 227V226H116ZM119 227H121V226H119ZM127 228L129 227L128 225L126 226ZM131 227V226H130ZM142 227H140V229L142 228ZM156 227V226H155ZM158 227V226H157ZM177 227V226H176ZM181 227V226H180ZM190 227V226H189ZM76 230H77V227L75 226L74 227ZM90 228H91V225H90ZM96 228V227H95ZM94 228V229H95ZM118 228V227H117ZM125 228V227H124ZM143 228H145V227H143ZM148 228V227H147ZM146 228V229H147ZM149 228H150V226H149ZM178 228V227H177ZM206 228H208V229H210L209 227H206ZM69 229V228H68ZM84 229V228H83ZM129 229V228H128ZM127 229V230H128ZM145 229V230H146ZM155 229V228H154ZM153 229V230H154ZM21 230V229H20ZM23 230V229H22ZM21 230V231H22ZM74 230V229H73ZM85 230V229H84ZM87 230V229H86ZM85 230V231H86ZM91 230V229H90ZM89 230V232H91ZM100 230H101V228H100ZM118 230V229H117ZM135 230H137V229H135ZM144 230V229H143ZM170 230V229H169ZM207 230V229H206ZM78 231L80 232V230L78 229ZM96 231V230H95ZM120 231V230H119ZM198 231H199V229H198ZM197 231V232H198ZM202 231V230H201ZM16 232V231H15ZM68 232V231H67ZM73 232V231H72ZM83 232V231H82ZM81 232V233H82ZM93 232H94V230H93ZM122 232H124V231H122ZM139 232V231H138ZM142 232V231H141ZM140 232V233H141ZM175 232V231H174ZM188 232V231H187ZM193 232V231H192ZM207 232V231H206ZM77 233V232H76ZM125 233V232H124ZM127 233H128V231H127ZM129 233H130V231H129ZM133 233V232H132ZM137 233V232H136ZM201 233V232H200ZM199 233V234H200ZM68 234V233H67ZM95 234V233H94ZM135 233H133V235H134ZM144 234V233H143ZM142 234V235H143ZM155 234V233H154ZM158 234V233H157ZM75 235V234H74ZM77 235V234H76ZM85 235V234H84ZM96 235V234H95ZM128 235V234H127ZM166 235V234H165ZM173 235H174V233H173ZM178 235V234H177ZM183 237H184V235L183 234H181ZM198 235V234H197ZM208 235V234H207ZM206 235V236H207ZM209 235H210V233H209ZM68 236V235H67ZM78 236V235H77ZM87 236V235H86ZM96 236H98V235H96ZM106 236V235H105ZM123 236V235H122ZM121 236V237H122ZM126 236V235H125ZM124 236V237H125ZM129 236V235H128ZM131 236H132V234H131ZM130 236V237H131ZM139 236V235H138ZM147 236V235H146ZM156 236V235H155ZM79 238H80V236H78ZM82 237V236H81ZM89 237H90V235H89ZM101 237H103V236H101ZM124 237H123V239H124ZM149 237V236H148ZM196 237V236H195ZM198 237H200L199 235H198ZM241 237V236H240ZM88 238V237H87ZM86 238V239H87ZM128 238V237H127ZM136 238V237H135ZM134 238V239H135ZM150 238H151V236H150ZM169 238V237H168ZM185 238H187V236H185ZM188 238H189V236H188ZM202 238H205V237H202ZM65 239V238H64ZM69 239V238H68ZM89 239V238H88ZM132 239H133V237H132ZM143 239V238H142ZM153 239V238H152ZM152 239H150V240H152ZM198 239V238H197ZM197 239H196V241H197ZM206 239V238H205ZM242 239V238H241ZM63 240V239H62ZM83 240V239H82ZM116 240V239H115ZM127 240H129V239H127ZM126 240V241H127ZM138 241H139V239H137ZM136 240V241H137ZM145 240H147V237H146V239ZM155 240V239H154ZM172 240H173V238H172ZM177 240V239H176ZM185 240V239H184ZM188 240V239H187ZM261 240V239H260ZM67 241V240H66ZM87 241V240H86ZM113 241V240H112ZM112 241H110V242H112ZM117 241V240H116ZM125 241V240H124ZM132 241V240H131ZM130 241V242H131ZM156 241V240H155ZM180 241H182V239L180 240ZM189 241V240H188ZM194 241V240H193ZM235 241V240H234ZM262 241V240H261ZM88 242V241H87ZM114 242V241H113ZM128 242V241H127ZM129 242V243H130ZM143 242V241H142ZM146 242V241H145ZM151 242V241H150ZM190 242H192V241H190ZM200 242V241H199ZM228 242V241H227ZM238 242V241H237ZM95 243V242H94ZM122 243V242H121ZM133 243V245H135V243L134 242H132ZM140 243V242H139ZM152 243V242H151ZM157 243H159L158 241H156V245H157ZM167 244H169V242H166ZM181 243V242H180ZM217 243V242H216ZM262 243V242H261ZM260 243V244H261ZM264 243V242H263ZM262 243V244H263ZM65 244V243H64ZM88 244H90L91 245V243H90V241H89V243ZM109 244V243H108ZM111 244V243H110ZM113 244H115V242L113 243ZM113 244H112V246H113ZM125 244V243H124ZM141 244V243H140ZM140 244H139V246H140ZM143 244H144V242H143ZM185 244V243H184ZM200 244V243H199ZM215 244V243H214ZM213 244V245H214ZM230 244V243H229ZM15 245H16V243H15ZM19 245V244H18ZM82 245V244H81ZM120 245V244H119ZM146 245V244H145ZM149 245V244H148ZM170 245V244H169ZM177 245V244H176ZM180 245V244H179ZM185 245H187V244H185ZM203 245V244H202ZM206 245V244H205ZM67 246V245H66ZM87 245H85V248H87L86 247ZM92 246V245H91ZM136 246V245H135ZM152 246V245H151ZM184 246V245H183ZM191 246V245H190ZM227 246V245H226ZM256 246V245H255ZM10 247V246H9ZM15 247V246H14ZM138 247V246H137ZM178 247V246H177ZM180 247V246H179ZM182 247V246H181ZM188 247H189V245H188ZM228 247V246H227ZM231 247V246H230ZM236 247H237V245H236ZM235 247V248H236ZM11 248V247H10ZM16 248V247H15ZM84 248V247H83ZM84 248V249H85ZM104 248V247H103ZM116 248V247H115ZM118 248V247H117ZM143 248V247H142ZM169 248V247H168ZM191 248V247H190ZM81 249V248H80ZM108 249H109V247H108ZM124 249H125V246H124ZM128 249V248H127ZM135 249V248H134ZM138 249V248H137ZM152 249V248H151ZM185 249H187L186 247H185ZM234 249V248H233ZM254 249V248H253ZM16 250H18V249H16ZM22 250V249H21ZM39 250H41V249H39ZM89 250V249H88ZM92 250V249H91ZM105 250V249H104ZM117 250V249H116ZM128 250H130V249H128ZM154 250V249H153ZM168 250V249H167ZM176 250V249H175ZM85 251H87V249L85 250ZM84 251V252H85ZM127 251V250H126ZM130 251H132V250H130ZM145 251H146V249H145ZM164 251V250H163ZM172 251V250H171ZM188 251V250H187ZM190 251H192V249L190 250ZM250 251V250H249ZM251 251H253V250H251ZM250 251V252H251ZM78 252H80V250L78 251ZM91 252H93V251H91ZM113 252H116L115 250L113 251ZM121 252V251H120ZM189 252V251H188ZM249 252V253H250ZM130 253H132V252H130ZM166 253V252H165ZM114 254V253H113ZM115 254H117V253H115ZM122 254V253H121ZM136 254V253H135ZM138 254H139V252H138ZM161 254V253H160ZM168 254V253H167ZM179 254V253H178ZM182 254H184V253H182ZM188 254V253H187ZM104 255V254H103ZM120 255V254H119ZM118 255V256H119ZM141 255V254H140ZM166 255V254H165ZM189 255V254H188ZM191 255V254H190ZM189 255V256H190ZM253 254H252V252H251V256H252ZM18 256V255H17ZM110 256V255H109ZM126 256H127V254H126ZM164 256V255H163ZM235 256V255H234ZM251 256L249 257V258H251ZM141 257V256H140ZM149 257V256H148ZM165 257V256H164ZM181 257V256H180ZM230 257V256H229ZM121 258H122V256H121ZM169 258V257H168ZM187 258V257H186ZM232 258V257H231ZM81 259V258H80ZM83 259V258H82ZM107 259V258H106ZM109 259V258H108ZM149 259V258H148ZM147 259V260H148ZM166 259V258H165ZM185 259V258H184ZM42 260V259H41ZM103 260V259H102ZM102 260H99V261H102ZM138 260V259H137ZM140 260V259H139ZM168 260V259H167ZM182 260V259H181ZM154 261V260H153ZM158 261V260H157ZM161 261V260H160ZM166 261V260H165ZM2 262V261H1ZM104 262V261H103ZM115 262H116V260H115ZM159 262V261H158ZM168 262V261H167ZM181 262V261H180ZM183 262V261H182ZM145 262H143V264H144ZM174 263H176V262H174ZM163 264V263H162ZM168 264V263H167ZM172 264H173V261H172ZM249 264H252V262L251 263H249Z\"/></svg>", "mask_w": 264, "mask_h": 264}, {"label": "clouds", "instance_id": "3", "mask_svg": "<svg viewBox=\"0 0 264 264\" xmlns=\"http://www.w3.org/2000/svg\"><path fill=\"white\" fill-rule=\"evenodd\" d=\"M22 255H25V258H27V256L29 255V254H27V253H21Z\"/></svg>", "mask_w": 264, "mask_h": 264}]
</instances>
